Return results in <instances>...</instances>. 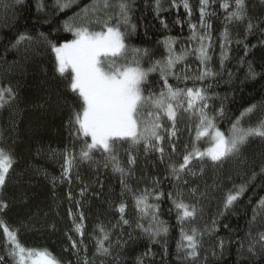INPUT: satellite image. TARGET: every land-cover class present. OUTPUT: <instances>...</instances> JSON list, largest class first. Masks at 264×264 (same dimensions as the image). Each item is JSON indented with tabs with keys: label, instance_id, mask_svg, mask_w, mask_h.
<instances>
[{
	"label": "trees",
	"instance_id": "trees-1",
	"mask_svg": "<svg viewBox=\"0 0 264 264\" xmlns=\"http://www.w3.org/2000/svg\"><path fill=\"white\" fill-rule=\"evenodd\" d=\"M94 2L72 0L69 7L61 9L57 0H0V87H11L15 93L11 99L5 94L6 103L0 107V147L15 157L5 186L0 190V201L8 205L0 211V219L18 229V239L24 246L46 248L61 264H84L85 258L88 264H138V258L143 264H264V241L259 240V234L264 233V208L260 206L264 199V138H250L237 155L220 162L206 157L193 160L189 167L195 175L185 171L177 181L169 174V163H180L185 147L191 149L195 138V119L181 112L178 138L173 141L176 150L172 152L166 136L163 160L160 153L146 152L143 145L133 146L127 141L117 144L119 160L131 169L123 177V184L111 165L104 166L106 154L94 151L93 161L80 159L83 138L77 137L74 125L69 123L80 102L68 87L67 74L61 76L57 72L49 41L59 46L73 39L64 29L65 22H86L82 9ZM128 2L132 7L130 22L135 30L124 25L121 29L126 33L129 50H148L147 55L138 57L143 67H150L153 61L166 55L162 44L166 37L176 38L178 53L182 47L196 46L189 37L190 23H200L199 0H188L191 16L181 0H175V6L173 0H159V12L157 0ZM222 2L215 0L208 9L215 15L205 17L211 24L207 30L212 36L210 67L216 75L204 81L169 78V83L181 88L194 85L206 88L210 97L207 111L216 117L217 127L229 133L232 124L251 106H255L254 111L244 115L241 123L254 126L264 119V0H245L246 19L231 23L225 20ZM110 3L113 7L95 16L103 21L112 15L111 23L115 24L118 0ZM233 8L234 4L228 11ZM87 19L94 21V14L89 12ZM249 21L253 25L250 31ZM90 27L100 30L101 24L92 22ZM225 27L228 42L221 35ZM197 30L206 31L199 27ZM21 35L31 39L17 44ZM222 52L227 57L223 63ZM184 63L190 65L189 75L199 67L195 53ZM181 67L177 65L176 70ZM250 67L254 76L250 74ZM161 84L156 72L149 74L143 87L146 92L158 91ZM221 108L222 116L218 115ZM205 143L203 138L199 141L201 150L207 147ZM69 152L74 159L70 178H64L62 172ZM130 152L135 156L134 165L128 164ZM242 184L246 186L244 193L225 208L226 194ZM144 189L163 193L159 200H149L159 205V219L168 227L167 235H161L156 242L137 227L138 224L147 227L149 222L147 217L141 219L133 196ZM178 190L183 193L185 203L196 208V216L184 224L185 230L196 228L203 233L198 237L200 246L196 258L185 257L178 247L181 224L178 210L169 197L172 193L174 198ZM121 202L126 204L124 216L128 224L120 219ZM74 220L83 223V236L75 231ZM99 226L109 233L105 244L110 246V255L96 251L97 239L101 236ZM73 241L76 248L72 247ZM0 256L4 257V264H13L1 231Z\"/></svg>",
	"mask_w": 264,
	"mask_h": 264
},
{
	"label": "snow or ice",
	"instance_id": "snow-or-ice-1",
	"mask_svg": "<svg viewBox=\"0 0 264 264\" xmlns=\"http://www.w3.org/2000/svg\"><path fill=\"white\" fill-rule=\"evenodd\" d=\"M215 0H199L200 23H190L191 35L189 39L194 41V48L182 47L178 53L175 49L176 38L166 37L162 44L166 50V55L161 59L155 60L148 68L143 67L140 55H147V49H128L125 43L126 33L122 31L121 25L135 30V25L131 24L130 12L131 4L128 0H118L115 5L118 12L115 13L117 22L111 23L112 15L107 19L100 20L95 13L105 11L113 5L110 0H95V2L84 7L82 11L85 14L84 23L75 24L65 22L64 29L70 32L73 39L66 41L59 46L49 41L52 51L55 53L56 70L61 76L67 74L69 81L68 87L71 92L76 94L80 107L74 109L69 123L74 125V131L78 138H83L80 149V159L84 161H93V152L100 151L106 154L104 166L111 165L113 172L119 173L121 183H124L123 177L127 176L131 169L125 168L118 155L116 146L119 142L127 141L131 145H143L144 150H154L160 153L161 160L164 159L166 136L169 147L172 152L176 150V144L179 131L178 116L181 112L186 113L189 119H195V138L191 149L185 147V153L180 163H169V174L179 181L185 171L195 175L189 165L193 160H202L205 157L213 162H220L223 159L237 155L241 147L252 137L264 138V119L257 123L244 126L241 121L246 114H251L255 106L245 110L241 118H238L231 126L228 134L217 127L216 117L209 114L208 100L210 99L206 88L204 87H179L169 83V78L177 81H204L207 78L214 77L215 72L210 67L212 47V36L210 31L211 24L205 19L206 16L215 15V12H209L208 9ZM72 0L62 2L57 0L61 9L67 8ZM184 9L191 16L192 9L188 0H181ZM175 6V0H173ZM234 4V8L228 11ZM221 7L225 10V20L244 21L247 17L245 0H223ZM157 12L160 11V2L157 0ZM94 14V21L87 19V14ZM92 22L101 24L100 30H93L90 27ZM167 27V25H164ZM206 29L198 31L197 29ZM250 31L253 27L249 21L247 24ZM222 38L225 42L229 40L227 27L222 32ZM31 37L21 35L16 41L17 44ZM195 53L199 61V67L194 74L190 65L184 63L187 58ZM226 53H221V63L226 59ZM177 65H183L177 71ZM250 74L255 73L249 68ZM159 73L162 84L158 91L146 92L143 87L148 82L150 73ZM7 98H14L15 93L11 87H0V107H3ZM218 115H223L221 108ZM167 121V123H166ZM207 138L208 147L201 150L199 141ZM74 156L72 153L66 154L65 167L62 172L64 178H70V171ZM15 163V157L11 151L0 147V190L5 186L10 169ZM129 165L135 164V156L129 153ZM202 171V169H201ZM185 183L187 181H184ZM158 184L159 181H154ZM125 187H127L125 185ZM246 190L245 185H239L237 190L229 191L226 194L224 207L231 206ZM195 191L194 189L192 190ZM83 195V192H81ZM163 193H156L155 190H142L139 194L134 193L135 207L141 214V219H149L147 227L138 224L153 242L161 235H167L168 227L165 222L159 219V205L149 203L150 198L159 200ZM173 199V204L178 210V221L181 224V243L178 247L184 251L185 257L196 258L200 240L198 237L203 235L196 228L185 230L184 224L196 216L195 205L185 203L183 193L177 191L175 197L169 193ZM260 206L264 208V199L260 201ZM8 205L0 201V211L7 208ZM126 204L121 202L118 211L121 213V221L128 224L124 212ZM71 214V213H70ZM80 220L83 221V213H80ZM75 231L83 236V223H76ZM215 221H213V230ZM0 228L5 236L6 253L13 261V264H61V262L48 249L31 248L24 246L18 239V229L10 228L0 219ZM101 233L97 239V253L101 255H110V246H106L105 241L109 240V233L103 226H99ZM71 239V237H69ZM259 240L264 241V233L259 234ZM224 241H220V247L223 248ZM72 247L76 248V242L73 241ZM252 251V247H249ZM144 255H148L145 253ZM0 264H4V257L0 256ZM84 264H88L87 258ZM138 264H143V260L138 258Z\"/></svg>",
	"mask_w": 264,
	"mask_h": 264
},
{
	"label": "rangeland",
	"instance_id": "rangeland-1",
	"mask_svg": "<svg viewBox=\"0 0 264 264\" xmlns=\"http://www.w3.org/2000/svg\"><path fill=\"white\" fill-rule=\"evenodd\" d=\"M225 134H228V133L225 132ZM203 139H205V141H207V138H206V137L203 138ZM205 146H207V147L209 146L207 142L205 143ZM5 224H6V223H5ZM10 228H11V227H10ZM0 231H1V236H2V239H3V243H4V246H5V239H6V238H5L4 234H3V230H2V228H0Z\"/></svg>",
	"mask_w": 264,
	"mask_h": 264
}]
</instances>
